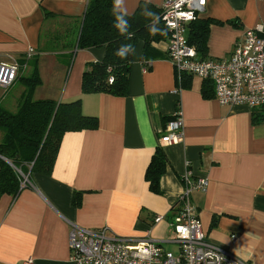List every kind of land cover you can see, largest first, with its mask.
<instances>
[{
  "label": "crops",
  "instance_id": "crops-1",
  "mask_svg": "<svg viewBox=\"0 0 264 264\" xmlns=\"http://www.w3.org/2000/svg\"><path fill=\"white\" fill-rule=\"evenodd\" d=\"M140 2L146 0H124L117 11L131 15ZM163 2L147 0L157 9ZM86 5L87 0H0V64L22 63L33 48L41 79L33 100H79L82 114L98 121L96 130L63 135L49 175L32 174L31 186L15 199H0V264H73L72 226L165 242L186 175L208 181L205 194L191 196L208 239L242 261L264 264V112L206 99L195 78L189 88L178 89L166 41L153 44L162 57L147 62L146 70L143 45H137L126 97L83 94L82 73L105 54L104 48L74 46ZM44 12L55 18L45 20ZM199 18L219 23L209 27L204 59H223L247 30H264V0H206ZM29 65L5 98L0 95L9 112L16 111L24 92L19 78L32 71ZM177 106L182 142L161 146ZM255 117L259 124H253ZM158 146L167 160L161 194L151 192L145 180ZM74 193L81 195L79 207L72 205ZM156 217L164 220L154 223Z\"/></svg>",
  "mask_w": 264,
  "mask_h": 264
},
{
  "label": "trees",
  "instance_id": "trees-1",
  "mask_svg": "<svg viewBox=\"0 0 264 264\" xmlns=\"http://www.w3.org/2000/svg\"><path fill=\"white\" fill-rule=\"evenodd\" d=\"M113 3L114 0H87L85 12L79 20L75 48L77 50L104 48L105 50L103 60L88 64L82 73L81 92L83 94L126 97L133 53L139 43L143 45L145 64L162 57L153 47V44L166 41L168 38V32L161 21V8L157 9L149 3L140 2L133 14L124 16L127 27L124 35H121L114 27ZM145 5L154 13L153 17L142 15ZM116 15L123 14L117 11ZM44 17L45 20L55 18L49 12H44ZM212 24L219 23L210 19L201 20L198 17L187 27V43L196 49L201 59H204L207 54L209 27ZM153 26L155 31H151ZM42 38L46 40L48 36L43 35ZM129 44L132 47L124 52V58L118 56L117 52L121 50V47ZM36 64L37 59L34 56L26 65V68L29 65L32 71L27 76L19 78V85L24 88V92L16 111L12 113L0 107V199L3 196L15 199L19 195L22 191L20 174L27 176L30 181L32 174L49 175L51 173L64 134L92 131L98 127L96 118L82 114L79 100L70 103L33 100L36 88L41 85ZM191 79L192 77L186 74L180 75L178 83L176 77L177 88H189ZM201 94L206 99L213 97V86L210 81L202 82ZM260 122V119L253 118V124ZM166 165L165 154L158 146L145 172L149 189L155 194H161L160 179L166 171ZM80 199L81 195L74 193L72 205L79 207ZM216 223L217 218H213L211 227H215Z\"/></svg>",
  "mask_w": 264,
  "mask_h": 264
},
{
  "label": "built area",
  "instance_id": "built-area-1",
  "mask_svg": "<svg viewBox=\"0 0 264 264\" xmlns=\"http://www.w3.org/2000/svg\"><path fill=\"white\" fill-rule=\"evenodd\" d=\"M205 3L206 0H164L161 6V21L168 32L166 57L173 66L177 82L184 74L201 82L210 81L213 98L221 106H245L264 112V30L261 27L247 30L242 39L234 44L228 57L201 59L196 49L188 45L186 36L188 25L203 12ZM34 56L36 51L29 47L23 55V63L13 60L0 64V89L11 88L19 71L25 69ZM182 139L183 121L177 106L174 119L167 123L159 145H177ZM20 175V189L30 187L29 178ZM181 181L183 186L177 198L178 209L168 221L170 236L165 242H153L148 238H121L106 229L87 230L72 226L68 235L72 263L249 264L213 244L202 231L191 196L195 192L206 193L207 179L191 180L186 175ZM162 220L156 217L153 222ZM235 242L233 238L232 243ZM164 245H170L172 250H166Z\"/></svg>",
  "mask_w": 264,
  "mask_h": 264
},
{
  "label": "clouds",
  "instance_id": "clouds-1",
  "mask_svg": "<svg viewBox=\"0 0 264 264\" xmlns=\"http://www.w3.org/2000/svg\"><path fill=\"white\" fill-rule=\"evenodd\" d=\"M146 4H147V0H146ZM122 6H124V0H114L112 12H113V15L115 16L114 27H116L119 30V33L121 35H124V33L126 31V27H127V21L124 19V16L127 15V12H124L123 15H116L117 10L120 9ZM142 15H144L146 17H153L154 13L149 11L145 5V8L142 10ZM155 30L156 29L153 26L151 28V31H155ZM131 47H132L131 44L126 45V46H122L121 50L119 52H117V55L120 56L121 58H124V52L127 51V49L131 48Z\"/></svg>",
  "mask_w": 264,
  "mask_h": 264
},
{
  "label": "rangeland",
  "instance_id": "rangeland-1",
  "mask_svg": "<svg viewBox=\"0 0 264 264\" xmlns=\"http://www.w3.org/2000/svg\"><path fill=\"white\" fill-rule=\"evenodd\" d=\"M17 87H18V89L20 88V86H17ZM2 91H3V93L7 92V90H0V95H1ZM17 92H18V90L16 89L13 93H17ZM6 95H7V94L5 93L2 97L5 98ZM0 106L3 107V104L0 103ZM164 248H165L166 250H172V247H171L170 245H164Z\"/></svg>",
  "mask_w": 264,
  "mask_h": 264
},
{
  "label": "bare ground",
  "instance_id": "bare-ground-1",
  "mask_svg": "<svg viewBox=\"0 0 264 264\" xmlns=\"http://www.w3.org/2000/svg\"><path fill=\"white\" fill-rule=\"evenodd\" d=\"M204 7H205V6H204ZM203 9H204V8H203ZM200 15H201V14H198V15L196 16L195 20H196ZM195 20H194V21H195ZM194 21H193V22H194ZM191 23H192V22H191ZM169 122H170V121H169ZM201 228H202V227H201ZM202 231H203V230H202Z\"/></svg>",
  "mask_w": 264,
  "mask_h": 264
},
{
  "label": "water",
  "instance_id": "water-1",
  "mask_svg": "<svg viewBox=\"0 0 264 264\" xmlns=\"http://www.w3.org/2000/svg\"><path fill=\"white\" fill-rule=\"evenodd\" d=\"M6 161V160H5ZM7 162V161H6Z\"/></svg>",
  "mask_w": 264,
  "mask_h": 264
}]
</instances>
